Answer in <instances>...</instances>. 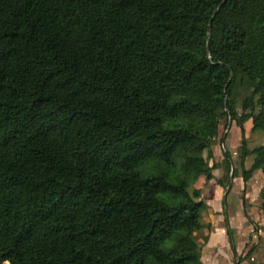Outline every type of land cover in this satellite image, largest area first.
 Masks as SVG:
<instances>
[{
    "label": "trees",
    "instance_id": "obj_1",
    "mask_svg": "<svg viewBox=\"0 0 264 264\" xmlns=\"http://www.w3.org/2000/svg\"><path fill=\"white\" fill-rule=\"evenodd\" d=\"M237 85L264 135V0H0V262L204 264ZM239 164L264 178V142Z\"/></svg>",
    "mask_w": 264,
    "mask_h": 264
},
{
    "label": "rangeland",
    "instance_id": "obj_2",
    "mask_svg": "<svg viewBox=\"0 0 264 264\" xmlns=\"http://www.w3.org/2000/svg\"><path fill=\"white\" fill-rule=\"evenodd\" d=\"M251 95V90L249 88L237 85L232 91V100L234 102L235 108L237 109V116L231 118L232 115H227L226 111L223 110L221 113L219 121V130L220 133L216 137L213 148V157L211 159V166L215 178L207 182L203 179L202 182L196 180L195 184L198 187H201L202 198L207 203H209L204 198L209 196H214L216 199H221L225 210L221 213L222 218L228 220L229 227L232 232V241L235 244V248L238 251L246 250L248 252L249 248H246V240L249 236V231H254V222H258L260 219L261 211V202L263 193L260 183L252 190L244 185L242 176L244 175V168H247L249 165L246 162L248 156L245 157L244 168L239 164L245 148H255L259 147L264 142V135L259 130L253 129L252 122L249 117V112L242 109V101L247 96ZM241 118V119H240ZM223 136L225 141H223ZM225 150H229L231 154V160L233 161L234 166L237 168V176L230 179L229 183L231 189L227 191L226 187L218 184L220 178H224L227 174V169L225 168ZM262 172L260 171V174ZM240 174V175H239ZM258 174V173H257ZM242 175V176H241ZM218 178V179H217ZM260 179V178H259ZM199 181V182H198ZM262 180L260 179V182ZM228 180L225 179V184H228ZM212 184V185H210ZM205 189V190H204ZM252 191V192H251ZM260 192V193H259ZM262 193V194H261ZM220 194L222 195L220 197ZM250 196H256V202L247 201L244 203L243 198ZM216 195V196H215ZM213 199V198H212ZM211 199V200H212ZM208 208V207H207ZM214 217L212 214L211 206L204 212L203 217V232L202 235H210L211 227L213 226ZM229 237V236H228ZM250 237L249 245L251 244ZM207 249L202 251L203 257H207ZM229 255L233 254V251L228 253ZM222 259V257H220Z\"/></svg>",
    "mask_w": 264,
    "mask_h": 264
},
{
    "label": "crops",
    "instance_id": "obj_3",
    "mask_svg": "<svg viewBox=\"0 0 264 264\" xmlns=\"http://www.w3.org/2000/svg\"><path fill=\"white\" fill-rule=\"evenodd\" d=\"M250 158L251 157L248 156V159L246 161H250ZM246 163L250 165V162H246ZM259 178L262 180L261 182ZM203 179L205 178L201 177L199 181L202 182ZM242 179H243V176H242ZM212 183H213V179H212ZM259 183L262 188L263 183H264V178L262 176V173L260 174L259 170L254 171L248 181L246 182L244 181V185H246L248 188H252V190ZM219 186L220 188L222 187L221 185ZM202 193L204 195V191ZM221 196L222 195L220 194V197ZM204 198L207 200V202L211 206L214 221H213V226L211 227L210 235H207V237L206 236L202 237V241L205 243L203 249H207L209 251L207 252V257H203L202 260L204 264H235L234 254L232 255L228 254L229 252L232 251V248H231V243H230L227 231H226L227 224L225 222V218H222L223 216L221 214L225 210V206H223V202L221 199L220 200L216 199L214 196H209V197L204 196ZM245 198L248 201L251 200L252 202H256L257 200L256 196L252 197L250 196V194H248V197H245ZM257 223L260 224L261 226L264 225V216L262 214V211H260V219L258 220ZM250 237H252L251 244H253V246L249 245ZM246 246H247L246 248L250 247L248 252L243 249L242 251H238L236 249L238 256L244 257L246 254H248L247 257L245 256V258L242 259L241 264H260L262 263L264 261V229L258 228L257 231H255V228H254V231H249V236H248V239L246 240ZM251 248H253L252 251H250ZM220 257H222V259Z\"/></svg>",
    "mask_w": 264,
    "mask_h": 264
},
{
    "label": "snow or ice",
    "instance_id": "obj_4",
    "mask_svg": "<svg viewBox=\"0 0 264 264\" xmlns=\"http://www.w3.org/2000/svg\"><path fill=\"white\" fill-rule=\"evenodd\" d=\"M0 264H2V262H0Z\"/></svg>",
    "mask_w": 264,
    "mask_h": 264
},
{
    "label": "water",
    "instance_id": "obj_5",
    "mask_svg": "<svg viewBox=\"0 0 264 264\" xmlns=\"http://www.w3.org/2000/svg\"><path fill=\"white\" fill-rule=\"evenodd\" d=\"M237 264H239V262Z\"/></svg>",
    "mask_w": 264,
    "mask_h": 264
}]
</instances>
